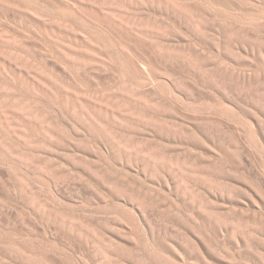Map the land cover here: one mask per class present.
Returning a JSON list of instances; mask_svg holds the SVG:
<instances>
[{
  "label": "rangeland",
  "instance_id": "1",
  "mask_svg": "<svg viewBox=\"0 0 264 264\" xmlns=\"http://www.w3.org/2000/svg\"><path fill=\"white\" fill-rule=\"evenodd\" d=\"M0 264H264V0H0Z\"/></svg>",
  "mask_w": 264,
  "mask_h": 264
}]
</instances>
